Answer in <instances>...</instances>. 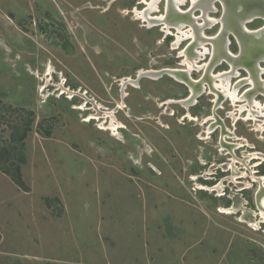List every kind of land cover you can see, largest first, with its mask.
<instances>
[{
	"label": "rangeland",
	"instance_id": "1",
	"mask_svg": "<svg viewBox=\"0 0 264 264\" xmlns=\"http://www.w3.org/2000/svg\"><path fill=\"white\" fill-rule=\"evenodd\" d=\"M179 1L178 12L191 10L192 0ZM166 6L157 0L149 16ZM212 6L206 13L214 23L201 29L207 39L221 29L222 3ZM135 8L147 4L0 0V264H264L257 203L264 181L253 180L264 177V117L239 119L251 107L240 114L241 98L215 105L211 76H202L231 65L216 52L218 64L205 67L210 39L177 43L174 26L148 25ZM191 12L200 16L201 8ZM263 25L258 16L245 23ZM226 39L236 55V37ZM198 50L205 53L188 76L202 78L204 90L193 100L189 84L171 73H138L185 70L182 51ZM236 71L231 88L249 78ZM256 79L237 95L258 89ZM213 112L225 132H208ZM10 162L20 165L24 188L4 172Z\"/></svg>",
	"mask_w": 264,
	"mask_h": 264
},
{
	"label": "bare ground",
	"instance_id": "2",
	"mask_svg": "<svg viewBox=\"0 0 264 264\" xmlns=\"http://www.w3.org/2000/svg\"><path fill=\"white\" fill-rule=\"evenodd\" d=\"M141 1L145 2L147 4V8L145 10H142V11H138L135 8L134 9L135 14L138 15V17H141L144 20H146L148 25L149 24L150 25L159 24V22L160 23L162 22L163 28H165L166 30L169 28V26H171V25L174 26L180 32V35L177 34V41H176L177 43H178V41H180L181 37H192L193 39H192L191 42L193 44L195 43L196 45L198 44L199 46H201L203 41L210 39L212 41L213 50H214V51L212 50V54H211L212 59L211 60L214 59V55L216 54V52H218L219 54L223 53V54H221V56H224L227 60L229 59V63L231 65V69L228 70V71L219 72V73H217L215 75L211 74V72L207 69L206 72H208L210 74L211 80H212V84H210V89L209 88L208 89L210 91L214 92L217 97L220 96V95L221 96L223 95L224 97L232 99L233 102L236 101L237 99L241 98V97H238V95H237V88H238L237 83H236V85H234L231 88L230 79H231L232 76L237 74V71L234 68L235 65L242 64V62L241 61L240 62L232 61V58H236L238 55L237 54L236 55L230 54L229 52L228 53L227 52H223L224 49L219 50L217 45L215 44V42L217 40H220V41H222V45L220 44V46H222L223 48L226 47V44L228 43V41H227V39L223 41L225 36L222 35L221 33H222V30L224 29V27L226 29H228V25L224 24L225 22H223V20L220 19V21H221V29L218 32V34L216 35V37H212V38H208L207 39L206 37L201 35L202 34L201 33V29L204 26H206V25L209 26L211 23H214V21H212L213 19L211 17H209L207 15V13H206L208 10L212 9V7H213L212 6V1L207 2V0H204V1L203 0H192L191 8H190L191 10L194 9L195 7L201 8V15L197 16V17L192 15L191 10H189V11H179L178 12V10H180L178 8V5L181 4V1H179V0H167L166 12H165L164 15H161V16H149L148 11H151V10L156 8L157 0H149V1L148 0H141ZM151 13H153V12H151ZM198 17L202 18V22H199V24L196 22V19ZM252 19H250V20H252ZM187 22H189V24ZM186 24L189 26V30L182 31V28ZM232 25H230V26L232 27ZM244 27H245V29H247L246 26H244ZM247 30H250V29H247ZM252 31H254V30H252ZM217 49L219 51H217ZM204 50H206V48ZM227 51H228V49H227ZM182 53L184 54V56H186V58H184V60H183L184 61L183 63L186 62L187 68L185 70H183V69H175V68L174 69H169V70H173V71L176 70L174 72L171 71V74L175 75L176 77L180 78L181 80H183L187 84H189L188 81L185 80L181 76V74L182 73H186L187 76H188L189 73H190V69H193V67L199 68V66H197V64H196L198 62L197 59H199L201 57V55L203 53H205V52L204 51L201 52V50H198V52H195L194 54H188V53H185L184 51H182ZM240 55H241V53H240ZM188 57H189L190 61H188V59H187ZM220 58L218 60H220ZM261 58L264 59V55ZM212 66H213V64L205 65L206 68L210 67V69L212 68ZM259 69L261 71H264V69H262L260 67H259ZM157 72H158L157 70L156 71H154V70L143 71V69L138 71L139 74H143V73H145V74H153V73L154 74H158ZM125 79H128V78H126V77L122 78L123 81ZM190 80L192 82H194V84L199 83L200 86L202 85L201 88L203 89V82L204 81H201V79L194 80L192 78H190ZM211 80H210V82H211ZM246 80L250 81L253 86L255 85L254 79L252 77L246 78ZM214 81H216V82H214ZM189 86H190V90H191V92H190L191 95L188 98L190 100H193L194 96L197 93H195V91H196L195 87H193L191 85H189ZM218 89H220V90L218 91ZM199 92H200V90H199ZM241 99H243V98H241ZM185 101H187V99H184L183 102H185ZM251 103H253V104H255V106H257V110L254 111L255 114H258V113L261 114V111H260L261 109L260 108H261L262 105H260L256 100H252ZM243 107L245 108V106H241L240 109H242ZM248 113H249L250 117H252V118L256 117V115L253 113L251 108L248 109ZM187 114H188L187 116H189V119H193L194 118L191 114H189V113H187ZM211 117H213V116H211ZM211 117H209V118H211ZM206 120L208 121V119H206ZM111 128H112V130H115L116 127L114 125H112ZM208 132H210V129L208 130ZM230 151L233 152L232 148H230ZM252 155H255V154H252ZM233 160L237 161L235 156H234ZM253 180H255V181L258 180L260 182V185H261V183L264 181V177L263 176L262 177H254L253 176ZM257 203H258V206H259V209H260V214L262 215V217L264 219V195L262 197L261 196L257 197Z\"/></svg>",
	"mask_w": 264,
	"mask_h": 264
},
{
	"label": "water",
	"instance_id": "3",
	"mask_svg": "<svg viewBox=\"0 0 264 264\" xmlns=\"http://www.w3.org/2000/svg\"><path fill=\"white\" fill-rule=\"evenodd\" d=\"M204 1V0H203ZM214 1V0H207ZM222 3L223 11L221 20L228 25V29L224 27L222 35L226 36L231 32L236 37L240 50L236 58H232L234 62H242V64H251L258 62L259 58L264 55V25L254 31L245 29V23L254 17H261L264 19V0H219ZM233 22H232V21ZM233 24V25H232ZM232 25V27L230 26ZM228 30V31H227ZM241 53V55H240ZM235 59V60H234ZM165 71L171 73L176 70H161L158 74H151V76H159ZM181 76L188 81L189 85L195 87V93L198 88L194 82L182 73Z\"/></svg>",
	"mask_w": 264,
	"mask_h": 264
},
{
	"label": "flooded vegetation",
	"instance_id": "4",
	"mask_svg": "<svg viewBox=\"0 0 264 264\" xmlns=\"http://www.w3.org/2000/svg\"><path fill=\"white\" fill-rule=\"evenodd\" d=\"M228 44H229V42H228ZM219 47V50H222V49H224L225 50V52H229L230 54H232L230 51H229V49L227 48V47H225V48H223L222 46H220V44L218 45ZM227 49H228V51H227ZM221 54H223V53H221ZM223 59L224 58H222L221 60H222V62H223ZM218 60V58H215V59H213L210 63H212L213 64V66H215V65H217L218 64V62H215V61H217ZM259 62V61H258ZM258 62H256V64L255 63H252V65L251 64H249L248 63V65L247 64H237L236 65V69H245L247 72H248V74H249V77H250V75H252L253 76V78L254 79H256V77H257V73L259 72L258 71V68H259V63ZM219 63H221V61L219 62ZM166 69V68H165ZM231 69V68H230ZM229 69V70H230ZM226 71H228V70H226ZM238 72L239 71H237V75L239 76L240 75V72H239V74H238ZM219 73V72H218ZM236 75V76H237ZM235 76V75H234ZM202 78H204V79H208V77H207V72H205V74H204V76H202ZM202 78H200L201 79V81H202ZM199 80V79H198ZM209 80V79H208ZM247 80H246V78H245V76L244 77H240V79H238V81H236L233 85H236V83H237V85H238V88H239V86H242V84L244 83V82H246ZM248 82V81H247ZM196 83V82H195ZM208 84V83H207ZM256 84L258 85V89L257 88H252V85L250 86V87H248V88H246L243 92H242V94L240 95V97L241 98H243L242 99V101H244V104L243 105H240V106H245V108L243 107L242 109H240L241 110V112H240V114H242L243 112H244V110L246 109V106H251L250 108L252 109V111H253V113L255 114V112L254 111H256L257 109H254L253 110V108H252V106H254L251 102H252V100H255V98L257 97L256 95H258L259 93H261V92H263L264 91V87H263V85H262V83H261V81L259 80L258 81V78L256 79ZM209 85V84H208ZM202 87V85L200 86V84L199 83H197V88H198V91H197V94L198 93H202L203 91L202 90H204V87H203V89L201 88ZM209 88H210V85H209ZM252 89H254V90H252ZM199 90H200V92H199ZM214 90V89H213ZM257 92L255 95L253 94L254 92ZM264 93V92H263ZM196 94V95H197ZM262 94V93H261ZM214 95H215V93H214ZM220 95V94H219ZM263 96H264V94H262ZM239 97V96H238ZM215 100H214V102H215V105L216 104H218L221 100H225V99H230V98H227V97H224L223 95L221 96H216L215 95V98H214ZM237 101V100H236ZM257 101V100H256ZM235 102V101H234ZM246 111V110H245ZM248 111V110H247ZM256 115V117L255 118H252V117H250L249 116V113H247V116H245L244 118L242 117V116H239L238 118L239 119H241V120H248V121H253L254 120V122L255 123H258V121H260L261 119H259L260 117H264V112L262 113L261 112V114H255ZM238 118L237 119H235V122H237V120H238ZM213 119H215V120H213L211 123H210V125H212V127L213 128H211L210 129V132H215L216 130H217V128L218 127H221L222 129H223V131L225 132L226 130H225V124L224 123H222L220 120H219V117H218V114L217 113H215V112H213ZM215 122V123H214ZM264 122V121H263ZM248 123V122H247ZM214 124V125H213ZM220 124V125H219ZM254 130H258V129H255V127H252V126H249V128H248V131H250V132H253ZM264 130V129H263Z\"/></svg>",
	"mask_w": 264,
	"mask_h": 264
},
{
	"label": "trees",
	"instance_id": "5",
	"mask_svg": "<svg viewBox=\"0 0 264 264\" xmlns=\"http://www.w3.org/2000/svg\"><path fill=\"white\" fill-rule=\"evenodd\" d=\"M16 131V130H15ZM26 135V129H23L22 132L20 134H18V140H22ZM8 150H6L5 148V153H4V158L6 157V153L7 155L10 154V152H7ZM19 161L23 162V159H19ZM4 172L8 175H10L12 181L14 183H16L18 186L24 188V183L21 179V173H20V165L16 162H10L6 168H3Z\"/></svg>",
	"mask_w": 264,
	"mask_h": 264
},
{
	"label": "clouds",
	"instance_id": "6",
	"mask_svg": "<svg viewBox=\"0 0 264 264\" xmlns=\"http://www.w3.org/2000/svg\"><path fill=\"white\" fill-rule=\"evenodd\" d=\"M62 93H64L63 91H61Z\"/></svg>",
	"mask_w": 264,
	"mask_h": 264
}]
</instances>
